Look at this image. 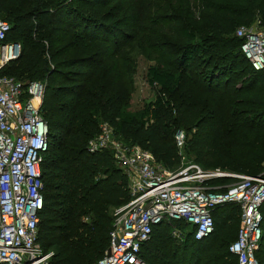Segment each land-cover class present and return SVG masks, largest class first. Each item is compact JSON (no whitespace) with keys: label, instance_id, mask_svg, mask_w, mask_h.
I'll list each match as a JSON object with an SVG mask.
<instances>
[{"label":"trees","instance_id":"trees-1","mask_svg":"<svg viewBox=\"0 0 264 264\" xmlns=\"http://www.w3.org/2000/svg\"><path fill=\"white\" fill-rule=\"evenodd\" d=\"M139 1L145 17L151 0ZM114 2L0 0V17L10 25L7 41L22 47L0 76L45 83L41 111L49 150L41 164L44 206L37 241L53 252L50 264H96L109 247L112 211L130 201L128 178L112 152L87 150L103 122L166 169L180 165L175 135L183 131L184 153L203 169L264 178V70H253L235 35L255 22L264 31V0H172L184 14L181 43L170 49L168 70L148 69V82L159 91L136 115L122 111L126 95L109 67L111 40L122 34L125 15L115 6L100 19L95 15V7ZM260 210L256 258L264 262V203ZM212 215L214 232L202 241L183 222L161 223L142 258L149 264H238L229 246L240 226L239 207L223 205ZM174 227L185 233L183 242L172 237Z\"/></svg>","mask_w":264,"mask_h":264},{"label":"built area","instance_id":"built-area-1","mask_svg":"<svg viewBox=\"0 0 264 264\" xmlns=\"http://www.w3.org/2000/svg\"><path fill=\"white\" fill-rule=\"evenodd\" d=\"M10 25L0 18V73L17 60L21 44L7 41ZM236 37L254 71L264 70V31L260 23L241 26ZM45 83L21 82L0 76V264H50L53 252L38 243L42 196L41 164L49 150L48 128L42 116ZM181 155L178 169L157 164L153 155L139 146L127 145L115 136L106 122L87 145L91 154L111 151L117 166L128 178L130 201L112 211L109 247L96 264H149L143 247L153 230L165 221L183 222L202 241L214 232L213 211L235 204L240 209V226L229 252L238 264H264L256 258L263 229L264 178L248 177L220 169H203L184 162L185 134L175 135ZM183 159V160H182ZM230 179L226 185L212 181ZM172 237L185 240L174 227Z\"/></svg>","mask_w":264,"mask_h":264},{"label":"rangeland","instance_id":"rangeland-1","mask_svg":"<svg viewBox=\"0 0 264 264\" xmlns=\"http://www.w3.org/2000/svg\"><path fill=\"white\" fill-rule=\"evenodd\" d=\"M113 6L116 11L122 9L125 18L121 24L125 26L121 35L110 37V39L113 37L111 45L115 47L110 49L111 52L114 51L111 54L114 58L112 56L113 60L109 67L116 69L113 78H116L117 86L126 95L122 111L136 115L149 108L157 97L159 88L149 84L147 71L150 67H156L159 71L168 70L170 49L181 43L178 29L183 27L184 14H181L180 8L175 6L172 0H151V12L145 17L142 16L145 9L140 7L139 0L136 2L115 0L111 6L95 7L99 9L98 13L89 7L86 9L94 12L100 19ZM135 17L138 21L131 23ZM105 22L109 27L108 20ZM187 87L186 89H191L190 82ZM163 95L169 98L166 93ZM115 136L117 139L120 137L116 132ZM182 157L184 162L194 160L184 151ZM178 168L179 166L176 169Z\"/></svg>","mask_w":264,"mask_h":264}]
</instances>
